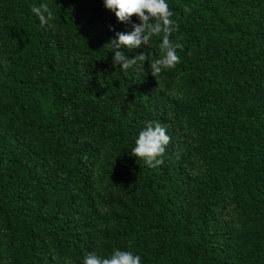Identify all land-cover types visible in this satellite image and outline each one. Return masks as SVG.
I'll return each mask as SVG.
<instances>
[{"label": "trees", "instance_id": "1", "mask_svg": "<svg viewBox=\"0 0 264 264\" xmlns=\"http://www.w3.org/2000/svg\"><path fill=\"white\" fill-rule=\"evenodd\" d=\"M166 2L183 48L153 77L105 46L135 15L0 0V264H264V0ZM162 36L120 50L159 58ZM146 121L171 137L154 168L131 155Z\"/></svg>", "mask_w": 264, "mask_h": 264}, {"label": "clouds", "instance_id": "2", "mask_svg": "<svg viewBox=\"0 0 264 264\" xmlns=\"http://www.w3.org/2000/svg\"><path fill=\"white\" fill-rule=\"evenodd\" d=\"M103 4L106 9L114 13L120 23H130L133 15L139 20L138 24H131L130 32H116L115 38L105 44L108 50L114 53L113 67L120 65L123 71H127L133 65L143 68L144 62L147 61L148 71L155 77L163 70L173 68L180 63L177 49H182L183 45L170 39L171 34L178 30V23L171 18L173 12L166 0H103ZM191 10L190 6L185 5L186 13H190ZM31 12L39 19L41 26L53 19V13L46 3L32 5ZM161 33L163 36L159 44V58L150 59L151 54L142 51L129 59L120 50L123 47L133 49L147 46L154 35L159 36ZM170 141L171 137L166 134V128L161 123L146 121L145 127L134 141L135 146L131 150V155L142 158L148 167L161 166ZM67 264H71V261H67ZM82 264H141V257L131 251L119 249L114 250L109 257H102L92 251L83 257Z\"/></svg>", "mask_w": 264, "mask_h": 264}]
</instances>
